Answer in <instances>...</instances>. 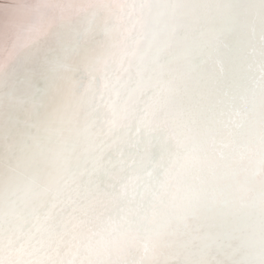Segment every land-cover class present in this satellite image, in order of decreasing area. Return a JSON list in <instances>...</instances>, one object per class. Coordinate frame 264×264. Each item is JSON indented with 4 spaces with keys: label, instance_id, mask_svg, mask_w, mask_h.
Returning <instances> with one entry per match:
<instances>
[{
    "label": "snow or ice",
    "instance_id": "snow-or-ice-1",
    "mask_svg": "<svg viewBox=\"0 0 264 264\" xmlns=\"http://www.w3.org/2000/svg\"><path fill=\"white\" fill-rule=\"evenodd\" d=\"M0 264H264V0H85L0 62Z\"/></svg>",
    "mask_w": 264,
    "mask_h": 264
},
{
    "label": "bare ground",
    "instance_id": "bare-ground-1",
    "mask_svg": "<svg viewBox=\"0 0 264 264\" xmlns=\"http://www.w3.org/2000/svg\"><path fill=\"white\" fill-rule=\"evenodd\" d=\"M53 2L57 4H63L66 7L61 10L50 12L43 20L34 23L30 30L22 33L20 37L14 42V44L8 43L7 41H5L3 44H0V62L7 61L11 57L15 56L21 50L23 45L32 39L36 34H38L42 28H44L49 23H55L59 19L61 12H63L65 15H71L73 14V6L84 3L85 0H53ZM12 3L13 0H3V2L0 3V6H3L4 8L3 15L5 18L7 15V8Z\"/></svg>",
    "mask_w": 264,
    "mask_h": 264
},
{
    "label": "water",
    "instance_id": "water-1",
    "mask_svg": "<svg viewBox=\"0 0 264 264\" xmlns=\"http://www.w3.org/2000/svg\"><path fill=\"white\" fill-rule=\"evenodd\" d=\"M3 2V0H0V3Z\"/></svg>",
    "mask_w": 264,
    "mask_h": 264
}]
</instances>
